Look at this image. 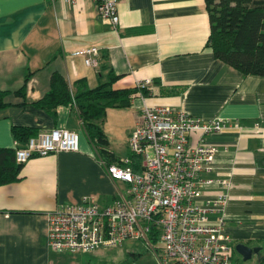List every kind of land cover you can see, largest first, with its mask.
<instances>
[{
  "label": "crops",
  "instance_id": "obj_1",
  "mask_svg": "<svg viewBox=\"0 0 264 264\" xmlns=\"http://www.w3.org/2000/svg\"><path fill=\"white\" fill-rule=\"evenodd\" d=\"M117 15L114 28L92 0H0V91L7 92L0 149L15 151L13 127L32 128L37 135L57 127L79 134L78 152L32 157L21 165L18 181L0 186V264H88L89 255H97L51 252L47 216L64 203L95 198L105 205L116 199L121 182L106 168L130 156L128 140L143 103L239 124L240 130L208 135L205 142L222 150L213 166L229 183L220 211L224 233L233 249L243 244L264 251V77L244 76L213 57L206 47L204 0H123ZM91 47L99 52L93 67L72 56ZM109 71L119 77L116 89L150 80V96L106 110L102 128L112 157L98 159L74 103L52 112L37 103L54 75L76 91L106 84ZM217 192L210 187L201 200ZM233 252V263L242 264Z\"/></svg>",
  "mask_w": 264,
  "mask_h": 264
},
{
  "label": "built area",
  "instance_id": "obj_2",
  "mask_svg": "<svg viewBox=\"0 0 264 264\" xmlns=\"http://www.w3.org/2000/svg\"><path fill=\"white\" fill-rule=\"evenodd\" d=\"M75 2V0H63ZM99 15L118 25L117 7L123 0H92ZM95 47L76 50L86 66L97 63ZM150 80L139 81L145 88ZM132 105V104H131ZM129 136L128 150L139 157L140 171L129 158L108 165L111 179L126 185L110 204L95 198L78 204L58 205L47 216V245L51 252L88 254L140 241L152 248L158 264H238L232 261L225 220L220 211L226 203L229 183L215 173L214 160L222 151L205 137L241 127L235 122L203 119L167 106L143 103ZM193 134H198L193 139ZM79 151V134L57 127L17 143L15 161L60 152ZM151 152V154L149 153ZM224 151V149H223ZM215 187L212 198L201 200L206 189ZM155 231L158 243L150 241Z\"/></svg>",
  "mask_w": 264,
  "mask_h": 264
},
{
  "label": "trees",
  "instance_id": "obj_3",
  "mask_svg": "<svg viewBox=\"0 0 264 264\" xmlns=\"http://www.w3.org/2000/svg\"><path fill=\"white\" fill-rule=\"evenodd\" d=\"M209 19L210 33L206 47L213 57L244 76L264 77V0H204ZM108 82L94 89L83 86L72 91L60 75L51 79L50 91L37 106L52 112L61 105L75 104L82 130L94 149L98 159L112 157L103 132L106 110L128 108L137 97L144 99L150 91L137 86L116 89L119 77L108 72ZM29 74L24 78V86L17 93L25 95ZM7 92L0 91V110L7 107ZM12 137L20 145L37 135L32 128L13 127ZM135 172L140 171L139 157H128ZM21 164L15 161V151L0 149V186L19 180ZM152 244L158 243L155 231L150 234ZM233 253L235 249H233ZM238 255V254H237ZM240 256V255H239ZM258 264H264V256Z\"/></svg>",
  "mask_w": 264,
  "mask_h": 264
},
{
  "label": "rangeland",
  "instance_id": "obj_4",
  "mask_svg": "<svg viewBox=\"0 0 264 264\" xmlns=\"http://www.w3.org/2000/svg\"><path fill=\"white\" fill-rule=\"evenodd\" d=\"M151 154V152L149 151ZM120 187L125 190L126 185L121 182ZM155 245H152V248ZM152 248L140 241H126L120 247L110 250H98L97 255H89L90 261H86L88 264H158ZM94 253V252H93ZM92 254V253H88ZM87 254V255H88ZM264 251H260L257 255L253 254V257L242 264H251L256 256L262 257ZM85 260H88L85 258Z\"/></svg>",
  "mask_w": 264,
  "mask_h": 264
},
{
  "label": "water",
  "instance_id": "obj_5",
  "mask_svg": "<svg viewBox=\"0 0 264 264\" xmlns=\"http://www.w3.org/2000/svg\"><path fill=\"white\" fill-rule=\"evenodd\" d=\"M234 249H235V252L241 256V258L244 262L250 260L253 254H256L259 252V249L249 248L243 244L235 245Z\"/></svg>",
  "mask_w": 264,
  "mask_h": 264
}]
</instances>
